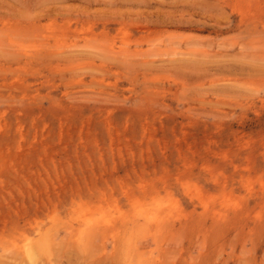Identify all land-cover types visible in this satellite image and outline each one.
<instances>
[{
	"label": "rangeland",
	"instance_id": "rangeland-1",
	"mask_svg": "<svg viewBox=\"0 0 264 264\" xmlns=\"http://www.w3.org/2000/svg\"><path fill=\"white\" fill-rule=\"evenodd\" d=\"M0 264H264V0H0Z\"/></svg>",
	"mask_w": 264,
	"mask_h": 264
},
{
	"label": "bare ground",
	"instance_id": "bare-ground-1",
	"mask_svg": "<svg viewBox=\"0 0 264 264\" xmlns=\"http://www.w3.org/2000/svg\"><path fill=\"white\" fill-rule=\"evenodd\" d=\"M30 251V250H29ZM32 251V250H31ZM30 253V252H29ZM31 256V255H30ZM32 257V256H31Z\"/></svg>",
	"mask_w": 264,
	"mask_h": 264
}]
</instances>
